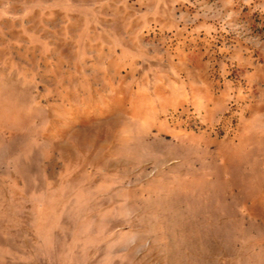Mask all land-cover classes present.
<instances>
[{
	"label": "rangeland",
	"instance_id": "rangeland-1",
	"mask_svg": "<svg viewBox=\"0 0 264 264\" xmlns=\"http://www.w3.org/2000/svg\"><path fill=\"white\" fill-rule=\"evenodd\" d=\"M0 264H264V0H0Z\"/></svg>",
	"mask_w": 264,
	"mask_h": 264
}]
</instances>
